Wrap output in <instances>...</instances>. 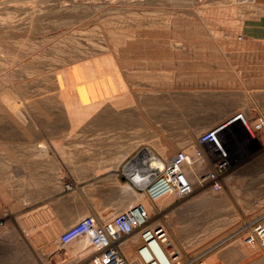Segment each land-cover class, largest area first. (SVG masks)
<instances>
[{
    "label": "rangeland",
    "instance_id": "rangeland-1",
    "mask_svg": "<svg viewBox=\"0 0 264 264\" xmlns=\"http://www.w3.org/2000/svg\"><path fill=\"white\" fill-rule=\"evenodd\" d=\"M239 112L252 134L227 122ZM219 120L231 153L220 192L195 182L152 201L126 178L146 149L193 152ZM263 162L264 0H0V264L47 246L26 241L138 203L169 252L198 229L207 246L260 250L248 239L262 212H232L222 195L262 191ZM89 245L64 246L61 264L87 261Z\"/></svg>",
    "mask_w": 264,
    "mask_h": 264
},
{
    "label": "built area",
    "instance_id": "built-area-1",
    "mask_svg": "<svg viewBox=\"0 0 264 264\" xmlns=\"http://www.w3.org/2000/svg\"><path fill=\"white\" fill-rule=\"evenodd\" d=\"M240 122L250 131L247 119L242 112L237 113L227 122ZM227 122L202 132L194 145L193 152L180 150L170 158L162 159L138 154L135 163L129 161L123 172L130 182L137 181L136 188L143 191L150 200L157 201L169 194L183 198L195 189V182L201 187L209 185L210 190L218 193L223 189V177L231 164V153L226 136ZM226 125V126H225ZM226 127V129H225ZM250 134L251 131L249 132ZM161 166L156 165V161ZM209 165L211 168H209ZM196 166L203 167L195 173ZM194 172V180L191 173ZM151 215L144 204L138 203L125 211L116 213L106 222L98 223L91 216L82 217L65 229L58 237L61 246L86 237L96 248V255L82 264H181L174 251L169 252L164 246L168 241L162 226L150 224ZM139 233L140 245L135 258L130 261L118 248V243L129 235ZM256 240L264 248V225L257 224L251 231L248 241ZM169 242V241H168ZM197 264H203L199 261Z\"/></svg>",
    "mask_w": 264,
    "mask_h": 264
},
{
    "label": "crops",
    "instance_id": "crops-1",
    "mask_svg": "<svg viewBox=\"0 0 264 264\" xmlns=\"http://www.w3.org/2000/svg\"><path fill=\"white\" fill-rule=\"evenodd\" d=\"M228 123L232 124L234 122L230 121ZM219 124H221L220 120L216 121L213 126H217ZM257 171L261 172V177L264 181V162L261 167L257 168ZM233 176L234 174H231V177ZM237 192V190L231 189L227 190L226 193L222 195L229 197L231 202L229 209L230 211L235 213H238L239 211L262 212V215L264 216V184L262 191L254 192L246 189L244 195L245 198H241V195H239ZM65 202H68V200ZM89 212H95V209L91 206ZM198 230L197 233L194 234V236L197 235L195 238L180 239L174 237L176 242L169 244L172 246L171 249L174 252L177 251L180 254L178 257L181 258L182 264H197L199 261H203L204 264H264L263 247H260V250L257 251H243L239 249V243H237V239H234L222 248H213L215 243L218 241L213 242V246H207L204 236L205 234ZM19 239L21 240V238ZM29 242L44 244L47 246L33 248L29 246L18 247L14 253L6 254V256L3 257L1 264H61L63 259L61 250L64 248V246L59 245L57 238L52 236H41L34 241H26V243ZM17 243L22 244L21 241H18ZM139 245L140 236L137 232L127 237L123 241H120L118 243V248L126 256V258L131 261V254L136 253L135 251ZM30 250H33V252ZM95 253L96 252L93 251L88 254L86 260L88 261L90 257L92 258ZM34 255L37 257H34Z\"/></svg>",
    "mask_w": 264,
    "mask_h": 264
},
{
    "label": "bare ground",
    "instance_id": "bare-ground-1",
    "mask_svg": "<svg viewBox=\"0 0 264 264\" xmlns=\"http://www.w3.org/2000/svg\"><path fill=\"white\" fill-rule=\"evenodd\" d=\"M128 104V103H127ZM120 110V109H119ZM121 111V110H120ZM125 112H131V109H125L124 110ZM234 124V123H233ZM229 125V124H228ZM226 126V125H225ZM228 128V127H227ZM225 129H226V127H225ZM144 153L145 154H147V155H149V156H154V154H151V151L150 150H148V149H146V151H144ZM135 161H136V159L135 160H133L132 162L133 163H135ZM156 165H158V166H161V162L159 161V160H157L156 162ZM135 181V180H134ZM135 183H137V181H135ZM169 195H174V194H169ZM163 198V197H162ZM161 199V198H160ZM158 201V200H157ZM78 240V239H77ZM77 240H75V241H73L71 244H73L74 242H76ZM87 244V243H86ZM90 247L92 246L91 245V243H90V245H89Z\"/></svg>",
    "mask_w": 264,
    "mask_h": 264
}]
</instances>
